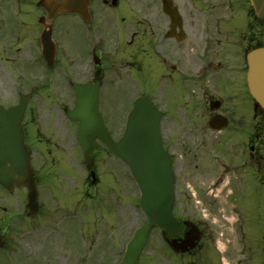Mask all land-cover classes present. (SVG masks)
I'll list each match as a JSON object with an SVG mask.
<instances>
[{"label":"flooded vegetation","instance_id":"1","mask_svg":"<svg viewBox=\"0 0 264 264\" xmlns=\"http://www.w3.org/2000/svg\"><path fill=\"white\" fill-rule=\"evenodd\" d=\"M51 6L40 0H0L1 60L10 64L12 77L46 72V95L55 108L44 124L47 117L36 113L31 96L22 122L38 188L47 166L55 167L53 176L59 179L75 171L59 154L68 142L73 162H82L79 125L68 118L75 103L70 85L98 79L105 122L122 116L116 92L125 100L127 86H146L151 93L143 95L163 112L162 135L176 174L173 212L185 226L169 241L158 229L159 249H169L172 264H264V110L247 82V54L264 47V20L250 1L77 0V12L53 18L47 11ZM50 28L56 43L52 67L40 42ZM71 38L78 46L66 51L61 42ZM111 45L117 47L115 54ZM91 46L94 66L89 64ZM21 51L28 54L19 56ZM18 102L15 89L0 88L1 105ZM213 120L217 128L210 127ZM40 145L49 149L44 158L49 161L35 159ZM16 192L0 187V202L11 206ZM22 193V213L0 206V260L20 237L17 220L32 223L35 216L25 210ZM188 240L194 246L182 251Z\"/></svg>","mask_w":264,"mask_h":264},{"label":"rangeland","instance_id":"2","mask_svg":"<svg viewBox=\"0 0 264 264\" xmlns=\"http://www.w3.org/2000/svg\"><path fill=\"white\" fill-rule=\"evenodd\" d=\"M61 43L67 51L76 49L77 43L73 39L72 41L64 39ZM116 48V45H111L109 51L115 54ZM24 54L28 52L21 51L19 56ZM34 72L16 73V77H12L10 74L15 73L10 64L4 63L0 58V88L8 86L12 91L16 88L17 92L29 91L31 89L28 88L29 84L44 76L39 70ZM59 80L60 77H57L54 83ZM52 87L56 88V84ZM46 93L41 89L39 94L35 95L36 113L43 119L47 117L43 121L44 124L48 121L47 113L50 108V112L53 113L54 107L48 101ZM134 93L150 94L151 90L143 85L131 84L123 90L125 100L116 92L115 105L123 109ZM102 109L106 113L104 106ZM109 124L115 131L114 136L119 137L121 127L124 126L122 116ZM67 144L70 146L63 145V154L61 152L59 154L65 155L69 162H72L70 155H73V143ZM44 147L36 149L34 156L37 161H48L44 158L45 150L49 153V149ZM73 163L78 170L77 172L75 170L76 174L55 178L53 173L56 171L53 167L52 174L48 172L45 180H40L42 209L33 217L32 223L26 221L17 224L22 230L20 237L14 244L7 246L0 264H119L127 241L134 230L145 222L139 208V190L126 177L128 168L119 163L103 146L98 152L101 183L97 186L86 185L84 181L87 172L84 165ZM47 168L49 169V166ZM22 195V192H16L11 206L4 202H0V206L11 207L13 213H22L23 206L20 201ZM3 199L8 201L6 198ZM158 240V232L154 231L150 243L141 255L143 264H172L170 252L159 249Z\"/></svg>","mask_w":264,"mask_h":264},{"label":"water","instance_id":"3","mask_svg":"<svg viewBox=\"0 0 264 264\" xmlns=\"http://www.w3.org/2000/svg\"><path fill=\"white\" fill-rule=\"evenodd\" d=\"M251 2L257 15L264 18V0ZM50 43L48 33L43 38L46 56ZM248 60L250 90L264 108V49L250 53ZM75 92L76 107L69 114L80 122L78 140L87 169L92 170L95 166L96 138H100L130 167L142 193L140 206L147 221L136 230L121 262L140 264V254L148 244L154 226L162 228L169 238L183 230L182 224L172 212L175 174L160 132L161 113L149 99H139L130 114L123 137L115 142L98 111V86L78 84ZM25 106V98L10 111L0 106V184L8 190L25 186L29 190L28 208L31 212H37L39 204L35 177L21 126Z\"/></svg>","mask_w":264,"mask_h":264}]
</instances>
